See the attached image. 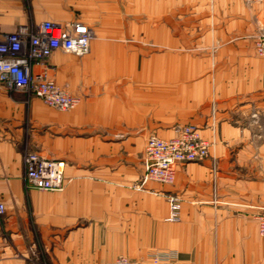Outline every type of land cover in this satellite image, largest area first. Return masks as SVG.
Instances as JSON below:
<instances>
[{
    "label": "crops",
    "instance_id": "0c3cea01",
    "mask_svg": "<svg viewBox=\"0 0 264 264\" xmlns=\"http://www.w3.org/2000/svg\"><path fill=\"white\" fill-rule=\"evenodd\" d=\"M43 20L84 23L93 38L83 57L49 58L52 78L80 98L73 110L0 84V201L21 252L4 245L0 264H103L119 255L139 264H264L255 217L264 209V127L246 124L252 111L264 116V56L253 43L264 0H0V33ZM177 45L183 55H211L198 66L211 73L189 80L194 66L171 62ZM177 123L212 141L209 156L178 164L172 184L135 187L147 136L171 137ZM27 150L61 163L62 189L24 188ZM169 195L179 199L178 220L169 218Z\"/></svg>",
    "mask_w": 264,
    "mask_h": 264
},
{
    "label": "built area",
    "instance_id": "2783aa9c",
    "mask_svg": "<svg viewBox=\"0 0 264 264\" xmlns=\"http://www.w3.org/2000/svg\"><path fill=\"white\" fill-rule=\"evenodd\" d=\"M92 30L84 23L71 21L64 24L43 20L36 25H20L8 34L0 33V84L7 90L21 92L26 99L36 97L44 104L59 111L73 110L80 98L58 85L50 75L49 58L56 51L83 57L90 51ZM254 48L264 56V28L257 34ZM38 68V69H37ZM209 154V142L201 138L198 127L180 125L174 136L160 138L154 134L147 137L144 151V172L140 187L148 180L172 184L176 166L183 162L200 161ZM24 185L26 189L60 190L64 181L61 163L32 151L22 155ZM171 220L179 219V199L167 196ZM5 211L0 201V214ZM257 228L264 236V209L256 215ZM158 258L154 257L153 262ZM103 264H139L119 255Z\"/></svg>",
    "mask_w": 264,
    "mask_h": 264
},
{
    "label": "rangeland",
    "instance_id": "374dc122",
    "mask_svg": "<svg viewBox=\"0 0 264 264\" xmlns=\"http://www.w3.org/2000/svg\"><path fill=\"white\" fill-rule=\"evenodd\" d=\"M174 25H179V24L176 23V24H173V26ZM261 25H259L258 30L256 31V33L253 36L254 37V41H255V38H256V34L262 28H264V25H262V26ZM173 37H175V36H173ZM140 44H144L146 47L148 46L147 40H140ZM155 48L157 50V53L164 48L163 47V43H160L159 42L158 37L156 39ZM190 50L192 52L193 49H190ZM181 51L183 52V51H185V49L184 48H181L179 46L172 48L171 62L172 63L188 62L190 65H193L194 66V67H192L193 69L190 70V71H188V75H189L188 76V79L189 80L190 79H194V78H198V77H202L204 74H210L211 73V71H203V70L198 69V66L201 67L204 64H208V63L211 62V58H212L211 55L194 54L193 52H192L193 54L190 52L187 55H183V54H181ZM161 58H162V56L157 55V61H160V62L163 61ZM79 59H81V58H79ZM261 117H264V116L258 115L256 111H252L251 112V114L249 115V119L246 120L247 121L246 124L248 123V125H249L248 129L251 132H252V130H257V129L258 130L259 129L261 130L262 127H264V123L261 122V119H262ZM186 124H192V123H183V124L182 123H177V124H175L173 126V128H172L173 129V135L171 137L174 136L175 129L178 126H180V125H186ZM192 125H194V124H192ZM198 130H199V128H198ZM254 132L255 133H253V134H256L257 131H254ZM152 134H154V133H152ZM199 134H200V132H199ZM154 135H156V136H158L160 138L166 137V136H159L157 134H154ZM200 136H201V134H200ZM253 136H255V135H253ZM168 138H170V137H168ZM201 138L207 140L209 142V147L211 146V144H212V141L211 140L206 139V138H204L202 136H201ZM165 139H167V138H165ZM146 140H147V138H146ZM145 144H146V141H145ZM144 151H145V147H144ZM209 154H210V151H209ZM209 154H208V156H209ZM207 157H205V158H207ZM143 161H144V153H143ZM23 186L25 188V185H24V173H23ZM26 190H28V189H26ZM4 213H5V211L2 214H0V260H1V257L3 256L4 251H5L4 245H7L8 246V249H11L13 251V255H17V256H20L21 255L20 250L16 246H11V245H14V243H13L14 240L11 239L12 236H10L11 235L10 232L7 231L6 228H5L4 220H3L4 219ZM9 247H11V248H9Z\"/></svg>",
    "mask_w": 264,
    "mask_h": 264
}]
</instances>
